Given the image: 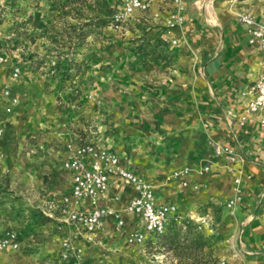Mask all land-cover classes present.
<instances>
[{
    "label": "rangeland",
    "instance_id": "1",
    "mask_svg": "<svg viewBox=\"0 0 264 264\" xmlns=\"http://www.w3.org/2000/svg\"><path fill=\"white\" fill-rule=\"evenodd\" d=\"M15 5L0 22V42L22 66L23 89L8 130L7 168H0V218L5 226L17 230L22 241L20 249L11 252L18 254L19 260L35 257L36 262L45 264L57 250V230L66 231L64 222L44 218L42 209L49 211V204L40 205L43 190L61 193L65 188L56 142L60 129L70 127L73 119H84L92 98L101 103L109 70L122 69L124 64L136 67L171 59L181 43L170 39L174 28L168 26L169 15L162 9L142 11L139 19L131 17L116 27L112 15L120 9V0H26ZM184 45L193 64H200L195 48L186 42ZM241 93L245 95L246 90ZM212 143L208 141L211 150ZM222 159L225 161L212 152L210 158L171 168L157 175L158 186L143 175L157 195L178 194V200L173 201L181 210L182 223H177L181 228L136 245L127 242L128 228L112 226L93 243L83 245L76 240L83 247L82 264H220L221 259L226 264H246L252 256L239 251L241 229L261 233L254 247L264 249V221H246L248 209L259 199L264 212V194L246 196L248 209L235 214V208L226 207V201L234 195L236 171L229 169L225 176L231 180V195L223 185L222 202L216 203L208 175L212 163ZM244 164L239 161L238 167L245 169ZM204 165L209 167L205 172L201 171ZM183 167H189L193 174L188 185L172 175ZM253 175V171L243 170L242 184L244 178L249 180ZM159 196L165 199V194ZM188 225L208 240L205 245L189 248L183 242ZM114 230L123 233L119 236ZM173 237L179 240L170 243Z\"/></svg>",
    "mask_w": 264,
    "mask_h": 264
},
{
    "label": "crops",
    "instance_id": "2",
    "mask_svg": "<svg viewBox=\"0 0 264 264\" xmlns=\"http://www.w3.org/2000/svg\"><path fill=\"white\" fill-rule=\"evenodd\" d=\"M25 1L0 0V22L6 11ZM185 4V22L170 34V39L181 43L171 59L155 60L136 67L124 64L122 69L109 70L106 73L101 103L98 104L92 98L84 119L72 118L74 122L70 123V127L65 125L60 129L56 142L58 141L61 168L65 176V188L61 193H47L43 190L40 205L49 204L51 207L53 202L70 192L71 178L63 169L62 163L69 155L65 149L66 141L77 137L84 140L100 139L119 155L124 166L148 179L152 178L156 186L160 184L157 175L162 172L210 158L213 149L208 146L209 140L232 145L245 157L244 170L255 173L251 179L243 180L244 196L235 207V214H242L248 209L246 196L264 194V126L260 123L262 115L249 114L243 123L238 119L250 97L247 90L264 70V50L249 45L239 15L250 11L257 20L264 22V0H201L198 5L193 0H185ZM151 8L155 11L162 9L168 14L172 5L170 0H151L149 10ZM141 13L142 11H137L126 20L141 17ZM2 27L1 23L0 34ZM185 42L195 48L200 64H193L192 57L187 54ZM3 46L1 45L0 50H5ZM7 79V72L0 69V82ZM21 80L22 76L17 80H10L14 94L18 97L11 114L12 120L14 112L20 106L23 89ZM243 90H246L245 95L241 93ZM67 121L69 119L65 120ZM8 136L7 131L3 140L5 153L7 142L10 141ZM225 164L227 163L223 159L214 161L208 175L212 181V198L216 203L222 202L220 197L225 192L223 185L227 186L226 191L231 195V180L225 175L230 168H238V163L231 166ZM0 168L3 171L7 168L6 158L0 161ZM258 190L261 191L258 193ZM162 193L165 194V199L160 198ZM134 194L128 183L118 180L109 184L100 202L122 211L129 197ZM114 196L119 197L117 201L112 200ZM156 197L160 202L176 204L173 200L177 201L179 196L161 192ZM260 208L259 199L255 207L248 209L250 214L246 221L251 218L264 221V212ZM179 213L181 214L180 209ZM123 217L124 227L129 231L141 228L135 216L123 213ZM1 220L0 218V227H8ZM65 226L66 231L57 230V250L45 264H59L57 256L61 240L73 232L70 225ZM112 226H116L114 220L105 218L96 231L79 237V241L83 245L93 243L97 236L101 237ZM113 232L119 236L123 233L122 230L119 233L117 230ZM242 232L243 240L239 251L252 256L245 263L264 264V249L254 247L259 244L261 233L247 229H241ZM247 246L254 247V250L247 249ZM11 251L13 250L7 249L0 252V261L5 264H17L18 261L23 264H41L36 262L35 257L19 260V255ZM82 261L83 257L80 264Z\"/></svg>",
    "mask_w": 264,
    "mask_h": 264
},
{
    "label": "built area",
    "instance_id": "3",
    "mask_svg": "<svg viewBox=\"0 0 264 264\" xmlns=\"http://www.w3.org/2000/svg\"><path fill=\"white\" fill-rule=\"evenodd\" d=\"M172 8L169 10L168 26L180 27L185 22V0H170ZM198 5L201 0H193ZM121 7L112 15L116 27L137 11H146L151 0H120ZM1 12V11H0ZM245 27L249 45L264 50V22L256 19L250 11L239 15ZM176 42V39L172 40ZM6 50H0V69L8 74L6 81L0 82V161L6 157L3 140L6 132L12 126L11 114L18 97L14 94L10 80H17L22 75V66L14 61ZM250 95L244 112L238 115L243 123L249 114H261L260 123L264 126V70L257 76L254 83L247 90ZM65 149L69 153L63 160L62 167L71 178V189L53 202L49 211L42 212L52 219L59 220L73 228L72 235L65 236L60 243L57 256L59 264H80L83 247L76 238L92 233L98 229L105 218H112L118 227H124L123 213L135 216L141 228L128 232L127 242L142 245L147 240L165 233L169 225L182 223L178 206L173 202H160L155 194V188L135 170L123 165L119 155L108 148L98 138L84 140L81 137L68 139ZM216 157L225 159L228 166L244 162L245 157L237 147L212 143ZM209 169L204 165L201 171ZM232 169V168H230ZM243 168L238 167L234 178V195L226 201V207L233 210L242 195ZM188 185L193 177L189 167L175 169L172 174ZM123 180L128 183L135 194L127 200L123 210L111 205L101 204L110 183ZM113 197V201L118 200ZM21 247L19 233L12 227H0V252L7 249L18 250ZM220 264H226L221 259Z\"/></svg>",
    "mask_w": 264,
    "mask_h": 264
},
{
    "label": "trees",
    "instance_id": "4",
    "mask_svg": "<svg viewBox=\"0 0 264 264\" xmlns=\"http://www.w3.org/2000/svg\"><path fill=\"white\" fill-rule=\"evenodd\" d=\"M44 218L47 219V220H50V218L48 216H46V215H44ZM178 225H180V224L173 223V224L169 225V227L167 228L166 231H168L170 229L181 228ZM187 227H188V229L185 230V233L183 235V242H186V245L189 248H191V247L199 248V247H202L203 245H205V243H207L208 240L201 233L196 231L194 226L191 227L190 225H188ZM175 233H177V232H175ZM174 240L177 241L179 239H178V237H173L170 240V243H173Z\"/></svg>",
    "mask_w": 264,
    "mask_h": 264
}]
</instances>
